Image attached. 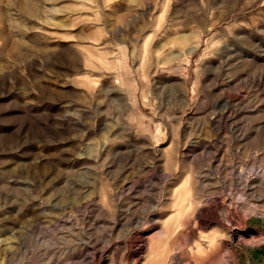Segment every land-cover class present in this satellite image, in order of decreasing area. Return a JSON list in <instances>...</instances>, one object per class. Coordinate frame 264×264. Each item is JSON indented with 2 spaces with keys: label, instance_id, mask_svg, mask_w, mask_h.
Segmentation results:
<instances>
[{
  "label": "rangeland",
  "instance_id": "1",
  "mask_svg": "<svg viewBox=\"0 0 264 264\" xmlns=\"http://www.w3.org/2000/svg\"><path fill=\"white\" fill-rule=\"evenodd\" d=\"M262 173L264 0H0V264H264Z\"/></svg>",
  "mask_w": 264,
  "mask_h": 264
},
{
  "label": "bare ground",
  "instance_id": "2",
  "mask_svg": "<svg viewBox=\"0 0 264 264\" xmlns=\"http://www.w3.org/2000/svg\"><path fill=\"white\" fill-rule=\"evenodd\" d=\"M192 51H195V49L194 50H192ZM192 51L190 52V54L192 53ZM172 55V54H171ZM188 66H190L189 64H187ZM183 77V76H182ZM175 84V86H176V83H174ZM181 85V84H180ZM173 86V85H172ZM182 86H183V84H182ZM181 86V87H182ZM171 87V86H170ZM178 87V86H177ZM185 86H183V88H184ZM170 89V88H169ZM175 89V88H174ZM185 89V88H184ZM175 91V90H174ZM184 92V91H183ZM175 93H176V91H175ZM169 94V93H168ZM175 95V94H174ZM176 95H178V94H176ZM170 97L172 96V94L171 95H169ZM227 96V95H226ZM225 96V97H226ZM174 97V96H173ZM172 97V98H173ZM178 97V96H177ZM221 97V96H220ZM157 98V97H156ZM160 98V97H159ZM162 98V97H161ZM171 98V99H172ZM183 98H184V96H183ZM229 98V97H228ZM228 98L226 97V98H219V99H221V100H219V101H217L216 103H215V106H214V108H213V113L215 114V116L218 118V121H220V122H222V120L224 119V117H226V115L227 114H229L228 115V119H230V115H233V114H230V113H232L230 110H232V109H229L230 107H228V105H229V103H228ZM169 99V98H168ZM177 98H175V99H172L170 102L172 103V104H175V101L174 100H176ZM178 100V99H177ZM176 100V101H177ZM186 100V99H185ZM217 100V99H216ZM229 101H230V99H229ZM179 102V101H178ZM177 102V103H178ZM186 102V101H185ZM168 103V102H167ZM213 103V102H212ZM211 103V105H213ZM231 104V103H230ZM207 105V104H206ZM209 105V104H208ZM232 105V104H231ZM170 106V105H169ZM205 106V105H204ZM210 106V105H209ZM208 106V107H209ZM171 107V106H170ZM211 108V107H210ZM204 109H207L206 107H204ZM173 110V109H172ZM177 111V110H176ZM212 113V114H213ZM232 117V116H231ZM216 118V119H217ZM208 136L207 137H205L206 139H202V140H200V141H197V142H194L192 145H194L195 147H201V146H208V145H211L212 143H215V144H217L218 142H214V141H207V140H210L211 139V135L210 134H207ZM210 135V136H209ZM203 136H204V134H203ZM206 136V135H205ZM213 136V135H212ZM204 138V137H203ZM184 166V165H183ZM241 170V169H240ZM243 172V171H242ZM244 174V173H243ZM190 175V174H189ZM242 175V173H241V171H240V176ZM197 176V175H196ZM198 177H202V176H198ZM247 177V176H246ZM196 179V178H195ZM257 179V180H256ZM190 180V179H189ZM193 180V179H192ZM197 180H200V179H197ZM201 180H202V178H201ZM241 180V179H240ZM261 180H264V173H262V174H258V176H257V178H251V177H249V178H245L244 179V182H243V184H242V192H244V194H247V191H248V189L249 188H251L250 187V182H258V181H261ZM195 181V180H194ZM192 181H190L189 183H191ZM188 183V184H189ZM194 184V183H193ZM189 187H190V184H189ZM194 189V188H193ZM190 190H191V188H190ZM194 191V190H193ZM195 192H196V194H197V189L195 188ZM194 192V193H195ZM189 193V192H188ZM197 195H200V194H197ZM202 195V194H201ZM200 195V196H201ZM189 196V195H188ZM200 196H198V197H189V200H185V204H183L182 206H181V209H192L193 210V214L192 213H189V215H195L194 216V220L196 221L195 222V224H194V226H195V228L196 229H194V228H192V227H194L193 226V221L192 220H190V219H192L193 218V216H192V218H190L189 216H186V220H181V219H177V220H172L170 223H169V225L166 227V229H165V231H163V233H165V236L167 237V239H168V243H170L169 242V240L171 241L172 239L174 240V242L172 243L173 245L174 244H176L177 243V240H178V236L179 235H182L183 234V230L186 228V230H187V228H188V230H187V232L186 233H184V235L187 237V240H189V239H191V238H195L196 236V234L198 233V231H197V229L198 230H200L201 232H202V230H205V229H208V228H210V227H212V226H215V225H217V224H219L220 223V219L219 218H217L216 216H215V212H216V209H215V207L214 208H212V206H216L217 204H218V199H217V197H216V195L214 194H210V196H208L207 197V199L205 198V199H203V196L202 197H200ZM205 196H207V195H205ZM189 210V211H190ZM175 212H177V211H175ZM187 212V211H186ZM185 212V213H186ZM169 214V213H168ZM173 215V214H172ZM179 215H184V213H181V212H179ZM166 216V215H165ZM169 217V216H168ZM168 217H166V218H168ZM157 218V217H156ZM159 218V217H158ZM166 218H163V219H166ZM155 219V218H154ZM170 219V218H169ZM159 220V219H158ZM165 221V220H164ZM157 222V221H156ZM159 222V221H158ZM174 225L175 227H174V229L173 230H171V228H170V225ZM201 232H199V234H201ZM205 232V231H204ZM180 233H182V234H180ZM202 234H204V233H202ZM206 235V234H205ZM185 236H184V238H185ZM204 236V235H203ZM202 236V237H203ZM181 237V236H180ZM182 237H183V235H182ZM201 237V236H200ZM211 237V236H210ZM209 237V235H208V238H210ZM196 238H198V236L196 237ZM204 238V237H203ZM197 239L198 241L197 242H195L194 243V246H193V248L192 247H189V248H191V249H188V252H190L191 251V253H192V251H196V252H203V250L204 251H206L205 249H207V248H209L210 249V244L212 243L213 244V242H215L214 240H213V242H211V240H207V239ZM141 239V238H140ZM143 241H145L144 239H142V241H139V242H143ZM165 242H166V240H164ZM195 241H196V239H195ZM146 242H148L149 243V241H148V239H147V241ZM189 242V241H188ZM191 242H192V240H191ZM191 242H189L190 244H191ZM162 243H163V240H162ZM144 244V243H143ZM156 244H158L157 242L156 243H153L152 245H151V247L149 248V249H151V252H152V255H153V260L154 259H157L158 260V257H160L161 256V254H163V251L165 250L164 248H163V245H161V246H159V245H156ZM165 244V243H164ZM215 244V243H214ZM170 245V244H169ZM168 245V246H169ZM193 245V244H192ZM147 246H148V244H147ZM157 246H159V247H157ZM165 246H167V245H165ZM176 246V245H175ZM146 247V246H145ZM171 247V246H170ZM170 247H168V248H170ZM147 248V247H146ZM167 248V247H166ZM172 248V247H171ZM188 248V247H187ZM144 245H142V246H140L139 248H138V251H137V253L139 254V255H141V253L144 251ZM173 249V248H172ZM183 249V248H182ZM167 250V249H166ZM187 251V250H186ZM165 252V251H164ZM166 254V253H165ZM197 254V253H196ZM199 255V254H198ZM140 257V256H139ZM139 259V258H138Z\"/></svg>",
  "mask_w": 264,
  "mask_h": 264
}]
</instances>
